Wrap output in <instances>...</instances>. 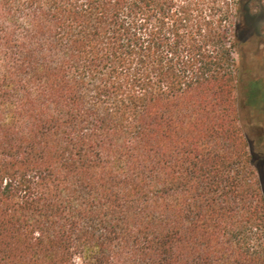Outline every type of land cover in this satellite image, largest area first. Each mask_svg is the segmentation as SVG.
I'll list each match as a JSON object with an SVG mask.
<instances>
[{
    "label": "trees",
    "instance_id": "1",
    "mask_svg": "<svg viewBox=\"0 0 264 264\" xmlns=\"http://www.w3.org/2000/svg\"><path fill=\"white\" fill-rule=\"evenodd\" d=\"M237 9L0 0V264H264Z\"/></svg>",
    "mask_w": 264,
    "mask_h": 264
},
{
    "label": "rangeland",
    "instance_id": "2",
    "mask_svg": "<svg viewBox=\"0 0 264 264\" xmlns=\"http://www.w3.org/2000/svg\"><path fill=\"white\" fill-rule=\"evenodd\" d=\"M236 1L237 8L240 5L241 7L246 6L249 12L245 16L237 9V23L241 28L239 30L240 37L237 38V65L243 74L239 100L247 102V94L250 89L254 87L257 90L255 93L256 104L248 105L242 110L244 120L255 126L248 132L253 140L261 133L264 137V99L262 101V95H264V0ZM258 150L264 154V138ZM262 161L264 163V158ZM260 175L264 181V165L260 166Z\"/></svg>",
    "mask_w": 264,
    "mask_h": 264
}]
</instances>
